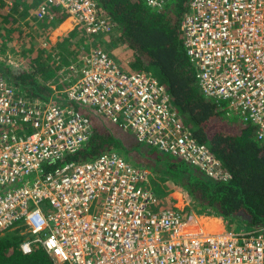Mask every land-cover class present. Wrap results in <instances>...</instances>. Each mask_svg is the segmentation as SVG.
Wrapping results in <instances>:
<instances>
[{
  "label": "built area",
  "instance_id": "2783aa9c",
  "mask_svg": "<svg viewBox=\"0 0 264 264\" xmlns=\"http://www.w3.org/2000/svg\"><path fill=\"white\" fill-rule=\"evenodd\" d=\"M171 1L147 4L161 10ZM50 7L86 37L112 32L95 0H39L27 19L50 18ZM187 8L180 28L200 92L254 126L264 145V0H189ZM13 9L23 11L16 0H0L5 15ZM62 94L58 103L29 101L0 77V235L23 221L33 239L20 245L22 253L38 243L53 264H264L262 230L205 233L180 206H159L149 172L124 156L70 159L94 134L90 119L69 107L76 103L144 147L171 153L207 178H228L151 75L127 73L93 48Z\"/></svg>",
  "mask_w": 264,
  "mask_h": 264
},
{
  "label": "trees",
  "instance_id": "16d2710c",
  "mask_svg": "<svg viewBox=\"0 0 264 264\" xmlns=\"http://www.w3.org/2000/svg\"><path fill=\"white\" fill-rule=\"evenodd\" d=\"M95 2L113 25L112 32L107 35L111 37V44L122 45L118 52L127 49L128 59L126 62L120 60L121 64L125 63L122 70L151 74L165 88L181 123L197 142L208 147L228 175L224 181L213 180L176 158L168 164L163 177L165 193L168 184H177L182 196L190 197L194 203L199 217L190 214L198 222L204 214L219 218V222L222 219L230 229V222L244 217L247 227L264 233V145L257 141L251 124L228 122L227 107L214 103L200 92L196 70L185 53L180 28L189 0H172L161 10L150 8L147 0ZM1 15L4 19L5 15ZM49 17L32 21V31L26 33L30 45L21 47L19 62L10 64L0 60V77L17 93L23 92L29 101L58 103L63 99V89L80 78L89 51L99 48L113 58L109 54L112 47L96 44L92 36L86 37L78 31L51 42L46 37L47 32L59 26L65 15L56 7H50ZM4 28L2 22L1 33ZM25 49L29 50L26 58ZM52 88H62L56 94L57 99L50 95ZM77 105L71 103L69 107L79 112ZM93 131L88 145L70 159L86 161L103 153L106 135L96 133L94 128ZM32 239L23 221L1 234L0 264H53L38 243L31 245L29 254L22 253L20 245Z\"/></svg>",
  "mask_w": 264,
  "mask_h": 264
},
{
  "label": "rangeland",
  "instance_id": "374dc122",
  "mask_svg": "<svg viewBox=\"0 0 264 264\" xmlns=\"http://www.w3.org/2000/svg\"><path fill=\"white\" fill-rule=\"evenodd\" d=\"M34 12H35V8L31 4L30 7H28V9L26 10V14L28 16H30V15H33ZM1 14H4V13L2 11L0 12V23L3 20V16ZM4 21L8 22L6 19ZM4 21H2V22L4 23L6 28H4V31L0 35V60L4 61L6 63H10V64L12 62L17 63V62H19L21 47L27 48L30 45V43H28V41L30 42V40H29V37L26 36V33L28 31H30V32L32 31V28H31L32 24L29 25L28 21H27V24H25V23L22 25L17 24V26H14V22H13V23H11V25L14 27L13 28L12 26L9 25V23L6 24ZM31 21H35V20L32 18ZM62 24L64 25V29L69 28L68 22H64ZM16 29H17V31L14 34V30H16ZM71 34H76V31L74 33H71ZM93 40H95L96 44H100V45L101 44H103V45L110 44L109 47H112V51L109 52V54L110 53L112 54V55L111 54L110 55L113 57L112 59L117 64L122 65L120 60H124L126 62V60L128 59L127 49L125 48V49H122V52H118L122 48V45H119V46L116 45L115 46V44H111V37L109 38V37H107V35H105V36L99 35V36H94ZM36 43L38 45V40L36 41ZM28 54H29V50L25 49L24 50V57L25 58L28 57ZM22 61H24V58H22L21 63H22ZM123 65H125V63ZM120 67H121V69H123L122 66H120ZM144 73H146V72H144ZM146 74H149V73H146ZM149 75H151V74H149ZM61 89H53L52 88L50 95L54 96V99H57L58 96L56 94L59 93V90L61 91ZM65 89H66V87L63 90H65ZM21 95H25V94L23 92H21ZM77 108H78L79 112H81L82 114L87 116L90 120H92V122H93L92 127L94 129H96V133H98V134L104 133L106 135L105 138H106L107 150L112 151V152H116V153L126 157L128 160H130L133 164H135L137 166H142L144 163L143 159L149 160V157L151 158L152 154L157 153L156 152L157 150L154 148H148V147L143 148V147L139 146L137 143V140H136V138L132 132H125V131L121 130L118 125L114 124L109 119H106V118L98 115L96 113V111L94 109H92L91 107L77 105ZM229 113L230 114L227 115V117H226L228 122L239 123V124L244 123V122H242L240 117L235 115L232 111L229 110ZM104 149H105V146H104ZM163 177H164V175L160 176V178L154 177L150 182V188L154 192L155 196L159 197V198H163V195H165L166 185L163 181ZM149 180H150V176L147 179L148 183H149ZM168 185L171 186L170 184H168ZM172 190H173L172 193L175 192L177 194V196H175L174 200L177 201V203L178 202L181 203V205H178V206L183 208L184 213L185 214L192 213V215H194L193 214V213H195V208L193 206L194 203L192 202L190 197L188 198L184 195L182 196L181 190H179V188H177L175 186H173ZM174 200H172L170 203L168 200L162 199V201L161 200L159 201V206L163 205L164 207H167V206L173 204ZM165 203H167V204H165ZM165 205H167V206H165ZM170 208H171V206H170ZM196 215H198V214H196ZM201 215L205 216L204 218L213 217V216H206L204 214H201ZM198 217H199V215H198ZM211 219H213V218H211ZM215 219H219V218H215ZM207 220H210V219H207ZM220 220H221V224H220L221 226L223 224L225 226L227 225V224H225V221H223L222 219H220ZM244 220H245L244 217H242V218L236 220V222H230L229 226H230V228H233V229L239 228L238 230H234V231H239L240 228L248 230L249 227L246 226V222H244ZM224 225H223V227H224ZM5 232H7V231H5Z\"/></svg>",
  "mask_w": 264,
  "mask_h": 264
},
{
  "label": "crops",
  "instance_id": "0c3cea01",
  "mask_svg": "<svg viewBox=\"0 0 264 264\" xmlns=\"http://www.w3.org/2000/svg\"><path fill=\"white\" fill-rule=\"evenodd\" d=\"M17 3H19V5H21L23 7V11L22 12H18V10H15L13 9L11 11V13L9 14L10 16L8 15H5V18L3 19V21L6 19L8 22L4 21L6 24L9 23V25H11V23L14 22V26H17L18 25H22V24H27V21H28V24L30 25L32 23V21L30 19H27L28 18V15L26 14V10L28 9V7H30V5L32 4V6L35 8L36 10V7L38 5V2L39 0H16ZM34 22V21H33ZM64 22H68L69 24V28L68 29H64V25L62 23ZM2 23V22H1ZM0 23V24H1ZM34 24V23H33ZM32 24V25H33ZM61 25V26H60ZM59 26H57L56 28H54L51 33L47 32L46 34V37L49 41L51 42H55L57 41L62 35H65V34H71V33H74L75 32V29H74V26H73V23H71V20L70 19H64L61 24ZM12 26V25H11ZM59 27V28H58ZM17 31L14 30V34L15 32ZM12 62V61H11ZM11 64H16L15 62H12ZM120 65V64H118ZM120 66H123L120 65ZM79 79V78H78ZM77 79V80H78ZM75 80V81H77ZM70 82L67 87L71 86L72 84H74V82ZM54 89V88H53ZM62 102V101H61ZM138 143V142H137ZM139 146L143 147L142 145H140L138 143ZM149 148V147H148ZM105 149L107 150V146H105ZM157 153L156 154H152L151 155V158L149 157V160L147 159H143L144 163L142 166H137L139 168H144L145 170H147L149 173H150V180H149V183H147V185L150 187V182L151 180L155 177V178H160V176L164 175L165 172L167 171V168H168V164L173 161L174 158L171 154L167 153V152H163V151H160V150H157L156 151ZM126 158V157H125ZM154 158H156L154 160ZM130 161V160H129ZM131 162V161H130ZM132 163V162H131ZM133 164V163H132ZM136 166V165H135ZM153 170V171H152ZM152 172V173H151ZM149 178V177H148ZM148 182V181H147ZM171 186H168V189L166 190V196L163 197V198H160L161 201L162 199H166L168 200L170 203L172 200L175 199V196H177V194L174 192L172 193V184L170 183ZM175 187H177V184L175 185ZM178 188V187H177ZM180 190V189H179ZM180 197V196H179ZM180 199V198H179ZM167 204V203H165ZM178 205H181L180 202L177 203V201L174 200V203L167 206V207H170V206H178ZM162 207H164L162 205ZM213 218V219H211ZM211 218H203L202 220H199V225L204 228V229H207V230H212V231H221L222 229V226L224 225H220L221 222L217 221V219H215L214 217H211ZM207 219H210V220H207ZM215 220V221H214ZM206 226V228H205ZM224 228L228 229L227 226L224 225ZM239 229V228H238ZM238 229H233V228H230L228 230H238ZM241 229V228H240Z\"/></svg>",
  "mask_w": 264,
  "mask_h": 264
},
{
  "label": "bare ground",
  "instance_id": "6f19581e",
  "mask_svg": "<svg viewBox=\"0 0 264 264\" xmlns=\"http://www.w3.org/2000/svg\"><path fill=\"white\" fill-rule=\"evenodd\" d=\"M21 203L25 204L26 209H28V205H27V203L25 201H22ZM31 203L32 204H37L39 202L36 199L32 198L31 199ZM194 219H196V218H194ZM195 224L197 226H199V222L197 220H196ZM205 228H206V226H205ZM202 229L205 230V233H218V232H221V231L216 232V231H212V230H207V229H204V228H202Z\"/></svg>",
  "mask_w": 264,
  "mask_h": 264
},
{
  "label": "clouds",
  "instance_id": "9594fccd",
  "mask_svg": "<svg viewBox=\"0 0 264 264\" xmlns=\"http://www.w3.org/2000/svg\"><path fill=\"white\" fill-rule=\"evenodd\" d=\"M155 79V78H154ZM156 80V79H155ZM157 81V80H156ZM185 127V126H184ZM186 128V127H185ZM187 129V128H186ZM188 130V129H187ZM189 131V130H188ZM94 132V131H93ZM190 132V131H189ZM191 133V132H190ZM154 149H156V148H154ZM156 150H158V149H156ZM105 151H109V150H106V149H103V152H105ZM116 153V152H115ZM169 154H171V153H169ZM172 155V154H171ZM173 156V155H172ZM174 158H177V157H175V156H173ZM177 159H179V158H177ZM179 160H181V159H179ZM182 161V160H181ZM184 162V161H183ZM135 165V164H134ZM137 166V165H136ZM144 169V168H143ZM198 170V169H197ZM199 171V170H198ZM200 172V171H199ZM201 173V172H200ZM204 175V174H203ZM149 176H150V173H149ZM206 177V176H205ZM158 199V198H157Z\"/></svg>",
  "mask_w": 264,
  "mask_h": 264
}]
</instances>
